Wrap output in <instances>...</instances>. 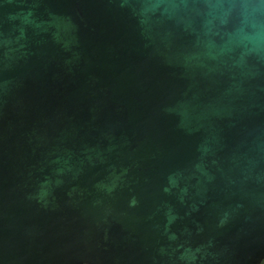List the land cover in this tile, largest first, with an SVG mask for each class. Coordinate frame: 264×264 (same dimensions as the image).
Masks as SVG:
<instances>
[{"label":"water","instance_id":"obj_1","mask_svg":"<svg viewBox=\"0 0 264 264\" xmlns=\"http://www.w3.org/2000/svg\"><path fill=\"white\" fill-rule=\"evenodd\" d=\"M264 0H0V264H259Z\"/></svg>","mask_w":264,"mask_h":264},{"label":"flooded vegetation","instance_id":"obj_2","mask_svg":"<svg viewBox=\"0 0 264 264\" xmlns=\"http://www.w3.org/2000/svg\"><path fill=\"white\" fill-rule=\"evenodd\" d=\"M259 264H264V258L261 260V262Z\"/></svg>","mask_w":264,"mask_h":264}]
</instances>
